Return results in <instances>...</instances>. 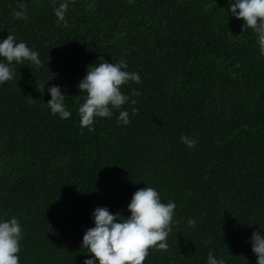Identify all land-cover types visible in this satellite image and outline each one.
<instances>
[{
  "label": "trees",
  "instance_id": "trees-1",
  "mask_svg": "<svg viewBox=\"0 0 264 264\" xmlns=\"http://www.w3.org/2000/svg\"><path fill=\"white\" fill-rule=\"evenodd\" d=\"M66 19L57 25L52 0H0V38L12 33L40 58L15 64V78L0 84V214L23 226L20 264H84L95 208L128 216L146 186L176 208L167 248L149 249L144 264H207L210 252L256 264L249 238L264 231L257 35L230 15L228 0H75ZM101 57L124 58L142 82L121 86L136 101L121 109L128 125L114 110L82 130L78 83ZM53 84L69 119L47 107Z\"/></svg>",
  "mask_w": 264,
  "mask_h": 264
},
{
  "label": "clouds",
  "instance_id": "clouds-1",
  "mask_svg": "<svg viewBox=\"0 0 264 264\" xmlns=\"http://www.w3.org/2000/svg\"><path fill=\"white\" fill-rule=\"evenodd\" d=\"M53 2L54 15L57 25H67L66 14L75 0H62L57 6ZM26 6L21 3L20 8ZM230 15L245 22L257 35L259 55L264 56V0H228ZM15 17L21 18L22 11H13ZM31 67L40 64L39 53L30 48L26 42H17L10 33L6 38H0V84L15 78V64ZM25 65V64H24ZM128 64L124 58L119 62H109L100 58L99 62L88 66L86 75L78 83L81 92L86 93L84 102L78 108L80 126L83 130L93 131L97 118H112L114 110H120L117 122L128 125L129 112L121 110L126 103L135 104L136 101L122 91L121 86L133 81L142 82L137 72L127 70ZM51 99L47 107L53 116L69 119L71 110L65 103L66 96L59 85L48 88ZM138 90L132 95L138 96ZM135 114V110H133ZM181 141L189 148L195 146L196 141L188 135H182ZM130 215L124 216L120 212L113 213L108 206H97L92 214L94 226L86 229L81 247L87 249L84 264H144L149 249H166L167 237L173 230L176 204L174 201L164 202L158 190L153 187H143L135 191L128 204ZM0 214V264H20L18 253L21 251L23 226L16 216L5 218ZM188 224L196 226V221L188 219ZM264 229V227H261ZM252 251L257 256L256 264H264V231L256 230L249 238ZM207 264H226L213 253L208 254Z\"/></svg>",
  "mask_w": 264,
  "mask_h": 264
}]
</instances>
